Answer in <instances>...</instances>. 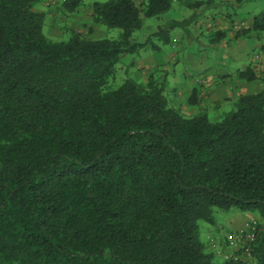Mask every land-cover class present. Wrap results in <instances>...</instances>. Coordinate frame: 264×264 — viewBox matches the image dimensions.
I'll return each instance as SVG.
<instances>
[{
	"label": "trees",
	"instance_id": "obj_1",
	"mask_svg": "<svg viewBox=\"0 0 264 264\" xmlns=\"http://www.w3.org/2000/svg\"><path fill=\"white\" fill-rule=\"evenodd\" d=\"M43 1L0 0V264H247L202 243L199 222L215 225V209L258 216L248 247L264 264V91L213 121L178 110L164 76L110 85L126 58L161 53L216 2L187 0L184 21L175 0L95 2L93 22L117 39L70 28L54 42ZM63 5L76 13L84 0ZM263 32L264 11L234 40Z\"/></svg>",
	"mask_w": 264,
	"mask_h": 264
},
{
	"label": "rangeland",
	"instance_id": "obj_2",
	"mask_svg": "<svg viewBox=\"0 0 264 264\" xmlns=\"http://www.w3.org/2000/svg\"><path fill=\"white\" fill-rule=\"evenodd\" d=\"M47 7H53L54 12L53 16L58 15L61 18H51L47 27L45 26V33L47 37L54 41L60 42L64 40H68L70 37L69 30L70 28H74L79 32H82L86 36L92 39H100V38H109V39H117L121 31L120 30H109L103 27L100 24L93 23L91 16H92V5L95 2H106L107 0H84V5L80 9L79 12L69 13L64 8L65 0H46ZM138 6H142L145 0H135ZM187 0H175L173 3V13L174 16L179 21L187 20L190 15L191 11L185 6L184 2ZM189 1H198V0H189ZM215 5L217 6L214 11L209 12L205 17L199 19L197 23H194L190 26H185L184 28H176L170 32V35L174 39V42L163 46V51L168 52L169 59H171V54L176 53L174 56L175 61L168 59L167 61H163L164 56H160V68L162 69L161 62L167 65L166 69H163V72L155 71L154 76L157 78L160 75L168 73L171 74L173 69L177 66L178 68L184 72H187L191 68H187L189 66V57L190 56H202L204 53H210L208 56L209 59L213 58L212 55L214 52L210 50V36L216 31H221L226 33L227 38L225 40L226 43L222 42L221 45L225 48H230L234 45V36L237 31L242 29H247L250 27V19H253L255 15L260 14L264 11V0H214ZM219 3V5H218ZM38 10L39 6L36 7ZM66 17V18H64ZM61 20V21H60ZM195 22V21H194ZM147 25L156 26L157 23L155 20L146 19ZM235 41V40H234ZM249 41L256 48H254L249 55L252 59V67H254L255 72L257 75L264 81V55L261 51L262 46L264 45V32L260 34L259 37L253 36L249 39ZM176 47L173 48L174 45ZM218 45V44H217ZM177 48V49H176ZM201 50V53L198 51ZM162 51V52H163ZM147 54L155 55L157 53L153 51L143 52L140 56H129L126 58L121 65L118 66V72L116 78H114L111 82L112 87L120 86L124 80L131 78L137 81L142 82L143 78H149L148 73H142L141 70L138 69L140 66L139 60L146 56ZM250 59V60H251ZM242 66L240 62H230L229 67L233 69ZM258 77V78H259ZM224 81L220 80L216 82L220 84ZM214 87V86H213ZM221 103L219 107L215 110L214 108H210L208 113L213 121H220L223 117L231 111L232 105L231 103L224 104ZM214 216L216 219V223L222 222L224 224H228L230 218L234 216L235 210L224 212L218 209L214 210ZM249 223V222H248ZM203 225L209 226L213 229V226L207 224L204 221L199 222L200 226V237L204 240L206 233L208 232L207 228H203ZM246 227V225H245ZM202 241V240H201ZM222 250L225 251V256L220 257V261L226 260V256L231 257V255H236L241 253V247L238 248H230L229 247V240L226 241L223 245H220ZM243 260H246L248 263H253L251 257H247L246 255L242 256Z\"/></svg>",
	"mask_w": 264,
	"mask_h": 264
},
{
	"label": "crops",
	"instance_id": "obj_3",
	"mask_svg": "<svg viewBox=\"0 0 264 264\" xmlns=\"http://www.w3.org/2000/svg\"><path fill=\"white\" fill-rule=\"evenodd\" d=\"M38 6L40 10L36 9L47 15L46 27L52 17L61 18L58 17V15L53 16L54 9L53 7H47L46 0L39 3L37 7ZM72 14L74 15L75 13ZM256 16L257 15H255V17ZM253 19H250V27ZM233 42L234 45L230 48L223 47L221 43L218 45H210V50L214 52L212 54L214 57L211 59H209L210 57L208 56L211 52L204 53L200 57L190 56L188 58L189 66H187V68L191 69L187 72L180 70L177 64L171 74L165 73L160 75L166 78L168 84L167 95L178 110L189 116H193L202 111L208 112L210 108L216 110L221 103L226 106V103H230L231 100L237 99L241 95L257 94L264 91V81H262L259 76V78L252 82H247L238 77L242 70L254 66L252 65V59L249 53L256 48V44H252L249 39H241L239 41L233 40ZM224 43L226 42L224 41ZM174 47H176V45H174L173 48ZM175 55L176 53H172L171 59H169L168 52L164 51L155 55L147 54L139 60L140 66H138V69L141 70L142 73H148L150 77L155 74V71L163 72V69L167 68V65H164L162 62L161 66H163V68H160V56H164L163 61H167L168 63V59L172 60V62L175 61ZM231 61L240 62L242 66L232 70V68L229 67ZM148 80L149 78H143L142 82L146 83ZM219 80L220 82L221 80L224 82L216 86V82ZM194 95L196 96L197 102L195 105H191L189 101ZM231 214H234V216L230 218L228 224L217 221L215 225H211L213 229L203 225V228H207L208 232L204 240L201 237L200 239L206 246L208 252L212 253L211 244L217 243L218 245H223L229 240L231 235L245 231V225L248 222L259 220L258 216L252 213L234 212ZM217 259H220V257H217ZM244 261L247 264H255L254 262L252 263V261L251 263H248L246 260Z\"/></svg>",
	"mask_w": 264,
	"mask_h": 264
},
{
	"label": "built area",
	"instance_id": "obj_4",
	"mask_svg": "<svg viewBox=\"0 0 264 264\" xmlns=\"http://www.w3.org/2000/svg\"><path fill=\"white\" fill-rule=\"evenodd\" d=\"M256 225H257V221L252 220L246 224L245 231L231 235V237L229 238V247L238 248L240 246L241 247L240 250L241 252H243V255H246L247 257H251V252L248 246L251 242L255 240L256 229H257ZM211 250H212V253L217 257L225 256V251L222 250L221 246L218 245L217 243L211 244ZM236 256H238V254L231 255V257L226 256V258H232Z\"/></svg>",
	"mask_w": 264,
	"mask_h": 264
}]
</instances>
